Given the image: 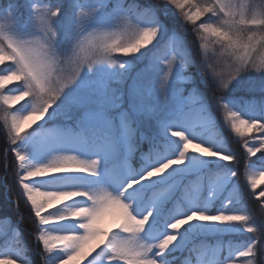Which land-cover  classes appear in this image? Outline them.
I'll list each match as a JSON object with an SVG mask.
<instances>
[{"label": "snow or ice", "instance_id": "6c2138e0", "mask_svg": "<svg viewBox=\"0 0 264 264\" xmlns=\"http://www.w3.org/2000/svg\"><path fill=\"white\" fill-rule=\"evenodd\" d=\"M67 2L70 9L67 13L66 0H41L39 4H32V18L25 28L18 25L11 11L0 18V118L7 128L6 135L0 131V159L4 162L0 168L5 186L15 196L21 230L30 234L34 245H39V264H71L78 258L86 264H94V261L99 264L98 258L104 264H169L165 253L176 244L181 229L193 222L244 227L255 240L236 253L228 264H253V258L260 254L258 245L264 239V232L253 226L254 217L244 207L233 210L232 200L216 214L193 210L172 220L168 234L150 244L142 237L146 226L152 222L154 208L149 207L138 215L129 194L138 185L184 165L187 155L195 153L243 170L239 177L237 171H232L231 176L241 182L246 179L250 186L248 195L264 208V187L257 191L264 172L248 175L250 158L264 153V121L242 118L224 103V93L241 74L251 71L264 74V0H149L146 6L141 0H98L91 11L83 8L75 11L77 5L72 0ZM29 3L30 0H25L24 6L28 7ZM161 9L174 10L179 16L185 32L191 36L192 56L181 57L173 52L166 60H160L165 69L157 85L160 97L165 104L168 102L169 83L177 65L187 69L193 58L198 59L205 82L211 77L213 99L231 136L235 134L238 147H233L231 153L214 151L189 138L183 130L167 126V134L182 141L177 156L164 160L141 176L130 175L126 183L115 189L103 185L51 189L34 186L32 181L51 176L100 178L103 161L116 150L121 139L127 141L129 151L137 141H146L153 150L158 147L156 126L162 118L158 105H137L130 101L125 108L123 92L116 93V102L112 103L113 82L103 79L97 83L101 74H94L85 84L77 85L83 73H94L100 66L124 72L127 64L113 54L136 57L152 47L167 32L157 19ZM101 12L115 14V22L111 26L96 24L95 18ZM129 13L149 18L151 25L134 23ZM172 35L175 37V33ZM185 79L193 86L187 95H183L184 89H181V99L193 104L199 94L191 76L186 75ZM13 82L18 83L6 90L5 86ZM69 90L71 94L65 100L63 113L73 125L69 136L75 141L74 148L85 154L64 151L54 154L46 163L28 165L27 156L17 147L29 132L25 131V124L31 121L28 127L33 129V124L36 126L44 120ZM259 91L264 92V84L259 86ZM259 103L264 104V100ZM13 105L17 107L13 109ZM20 106L29 110L16 111ZM190 145H194L192 152ZM90 149L95 155H91ZM240 149L243 151L239 156L234 154ZM107 175L105 172V177ZM111 205H119L126 211L105 213ZM23 210L30 213L31 224L24 223ZM109 215L115 223L105 227V217ZM69 223L74 224V228L64 232L52 229V226ZM9 224L10 221L0 217V225ZM16 235L19 236L20 231ZM0 264L20 262L5 257L0 259ZM183 264L190 262L185 260Z\"/></svg>", "mask_w": 264, "mask_h": 264}, {"label": "rangeland", "instance_id": "374dc122", "mask_svg": "<svg viewBox=\"0 0 264 264\" xmlns=\"http://www.w3.org/2000/svg\"><path fill=\"white\" fill-rule=\"evenodd\" d=\"M245 2H248V0H245ZM33 3L39 4L41 3V0H33ZM97 3L98 0L91 4H80V8H83L86 11H91L97 6ZM12 4L15 5L14 8L10 6ZM68 10H70L69 4L65 3V12L67 13ZM9 11L13 13V16L18 21V25L21 28H25L30 24L32 11L24 10V8L15 3V1L7 2V4H5L4 7L0 10V18H2L3 15H5ZM129 16L134 23H139L141 26H144L130 13ZM115 19V14L106 15L105 12H101L97 14L95 23L103 26H111L112 23L115 22ZM63 25H65V22L61 19V30L63 28ZM162 25L164 29H167V32L162 34L161 38L152 46L150 52H147L144 57L134 66H130V64L128 62H125L122 57L120 58L118 54H113L114 58L120 60L121 62H125L127 64V68L130 67L129 75L127 76L125 83L122 86L125 94L123 97L125 103L124 107L127 108L130 101H134L137 105H158L161 110L162 117L160 123L157 125L158 127L161 126L162 128H164V125L166 128L167 126H175L186 132L189 138H191L192 140L202 143L205 146L211 147L214 151H226L231 153L233 147H238V144L236 143L235 134H233L234 137L231 136L216 103H214L215 114L213 111H209L210 113L205 114L204 110L199 109L198 106H190L186 101H183L181 99V92L175 84L176 80L182 76L183 69L180 68L179 65H177L175 73L170 79L168 89V102L165 104L160 97L157 85L159 82V78L165 69L164 67H158V65H155V58L161 51H158V46L161 47V44L165 40H167V38L171 37L172 40H174L175 44L177 43V45H175L174 47L173 52L177 56H180V52L178 49L180 38L178 37V35H176L178 30H176L174 26L171 27L165 22H163ZM173 33H175V37H173ZM118 73L119 70H110L107 68V66H100L94 70V73H83L82 79L77 87H79L80 84H85L87 79L94 74H101L96 80V82L99 83L103 79H110L112 81V79L116 77ZM133 90H135V95H133ZM70 94L71 90H69V93H67L65 97H62L60 102H58V105L61 106L62 109L65 100ZM114 99L115 95L114 93H111L110 100L112 103H114ZM224 103L228 104L230 107L231 105L233 106L234 101L224 98ZM119 111L120 110H117L116 112ZM72 127L73 126L69 124H59L49 125L41 131H30L26 134V137L19 142L17 147L24 154L29 155V153L33 152L31 165L46 163L54 154L64 151L75 150L77 151V154L84 155V152H82L78 148H74L75 141H73L69 136V132ZM36 134L42 136L41 142L38 145L36 144V139L38 138ZM117 135H119V124H117ZM171 139L175 138L171 137ZM157 143L160 142H158L157 140ZM138 146V142H136L131 151H129L127 141L121 139L116 150L111 152L103 161L100 178L61 175L34 180L32 181V183L34 186H38L42 189H51L57 187L95 188L101 185L105 187L111 186L113 189H115L122 183H126L127 179L130 178V175L141 176L147 170L157 166L164 160L175 158L179 151H181L182 149L175 148L174 150L171 147L162 145L164 149L159 150L160 147L158 145V147L153 150L151 145V152L148 153V150L146 151L148 155L145 160L146 162H148L149 160L151 162L145 163L142 166H137L136 161L131 160V158H129L128 156V153L131 154V152L138 148ZM193 150L194 145H190L189 151L192 152ZM89 151L91 152V155H95V153L92 152L91 149ZM124 151H126L127 153L125 154ZM234 154L239 156L241 154V149L239 152ZM150 157H154V159L151 160ZM203 159L200 158V155L198 154L189 153L184 165L180 167H174L163 176L153 178L151 181H147L141 185H138L136 189L131 191V193L129 194V200L135 202V211L138 215H142L143 212L146 211L149 207L154 208L152 222L148 226H146L147 231L145 230V233L142 237L145 242L150 244L155 243L164 235L168 234V225H166L165 227H157L155 222L158 218L163 219L169 211L172 214V217H169L170 222L168 224H170L172 220L179 218L182 215H187L193 210H201L206 211L208 214H216L217 212L224 210L225 203L228 200L234 201V198L236 197V188L240 187V183L239 179L237 178H233L231 181V172L236 171L237 166L215 158ZM205 160L213 161L214 163V166L210 167L209 169L212 188L209 189V194L203 193L202 195H198V193H201L204 190V186L202 185V183H200L203 174L197 180L192 181V188L194 190H189V185H184V181L186 175L199 172V167L203 166ZM2 170L3 169L0 168V185L6 188V191L3 195V197H5V200L1 197L0 192V212L3 209H7V212H5L4 215L5 217H8L7 220L11 221L13 216L8 209L12 207L15 217H17V225L13 228V234L15 235V237L19 238V244H17L16 247L11 248L12 257L13 259L19 261L20 264H29V262H31V264H39L40 258L37 255L39 245H34V241L32 243V250L30 252L27 251L28 254H35L34 260H32L31 256L27 258L22 254V250L26 248L27 240L30 242H32V240L30 234L27 232H23L21 230V226L18 223L15 200L6 196V194H8V188L3 182ZM105 172L108 173L106 177ZM105 179L107 180V183H105ZM191 179L192 178H190L189 180ZM222 181L230 182V186L223 204L214 211L210 207V198L213 197L215 199L216 197L219 198L221 196L222 190L219 189L223 185V183L219 187L217 185ZM184 187L185 191L183 192ZM223 187L225 188L226 184H224ZM179 199H181V201H179ZM257 203L258 212L255 211L253 204H251L248 200L245 203L243 202L233 210H239L241 207H244L245 211L249 212L250 215L254 217L253 226H255L260 231V229H264V208L259 207V201H257ZM59 206L62 205H58V207ZM22 215L24 218V223L26 224L28 221L26 217V211H22ZM114 223L115 220L111 215L105 217V227H111ZM23 226L24 225H22V227ZM71 228H74V224L69 223L65 225L52 226L53 230L60 232H64ZM17 231H20L19 236L16 235ZM251 236L253 240L250 243H253V241L255 240V236L252 233ZM186 237L187 236L185 234V231L181 229L176 244L173 245L170 250H173L177 253L185 251L188 246ZM260 243L263 244L264 239H261ZM225 245L226 243L223 241H217L211 244H207L203 246L199 252L196 253L195 257L197 261L193 260L192 258H188L186 260H188L190 264H228V262L231 261L233 257L225 259L223 258ZM244 248L245 246H243V249ZM227 251L230 256L231 250L229 246L227 247ZM164 258L169 261L166 253ZM98 261L99 264H104V262L102 260H99V258ZM75 264H86V261L78 258ZM94 264H97V262L94 261Z\"/></svg>", "mask_w": 264, "mask_h": 264}, {"label": "trees", "instance_id": "16d2710c", "mask_svg": "<svg viewBox=\"0 0 264 264\" xmlns=\"http://www.w3.org/2000/svg\"><path fill=\"white\" fill-rule=\"evenodd\" d=\"M14 2L22 6L24 10L31 11V5L34 4L33 0H30L29 6L25 7V0H0V10L4 7L7 2ZM97 0H72V3L77 5L75 7V11H78L80 9V4H91ZM141 2L146 6L149 3V0H141ZM66 3L67 0H66ZM109 8H112V5L109 4ZM69 11V10H68ZM136 20L140 21L144 26H150L151 20L149 18L143 17L139 14H133L130 13ZM64 20V18H61ZM157 19L159 20L160 24L162 25L163 22L169 24V26L173 27L178 30L176 35L180 38V41L178 43L180 56L188 55L192 56V48H191V36L190 34L186 33L184 30V26L180 22V18L178 15L175 14L174 10L169 9H161L157 13ZM206 19V17H205ZM62 28V34L63 29ZM199 43V42H198ZM162 46H158V51L160 53L155 58V65L158 67H164L162 63H160V60H166L174 51L175 44L174 40L172 38H167L162 44ZM152 47L149 49H145L141 54H139L136 57H124L123 54H118V56L124 59L125 62H128L130 66H134L135 64L140 61L144 55L147 52H150ZM172 52V53H171ZM211 55V52L209 53ZM130 67H128L124 72L119 71V73L112 79V88L115 89L114 95L119 92H123L122 86L125 83V80L127 76L129 75ZM186 75H190L192 78V82H194V85L198 91L199 98L198 100L193 103L189 104L190 106H198L199 109L204 110L205 114L210 113L211 111L214 112V99H213V87L214 85L211 84V77L208 78L209 82H205V78L201 71V64L198 59L193 58L192 62L190 64V67L187 69L182 70V76L176 80L175 84L177 88L180 90L184 89L183 95H187L188 90H190L193 86V83L188 82L185 79ZM18 82H13L10 85H6L5 89L15 87ZM261 84H264V74L256 73L254 71L251 72H245L241 74L240 77L237 78L236 81H233L232 85H230L229 89L224 93V98L230 99L234 101L233 106L231 105L230 108L232 110L237 111L242 118L245 119H258L261 121H264V104L259 103L260 100H264V92L259 91V86ZM253 89H256L254 92ZM125 95V94H124ZM115 100V99H114ZM256 100L257 103H250L249 101ZM116 100L114 101V103ZM28 102H25V105H27ZM125 104V103H124ZM17 105H13V109H15ZM124 107V105H123ZM23 109V112L28 111L29 109L20 106L16 111H20ZM120 110L116 109L115 111ZM210 111V112H209ZM203 112V113H204ZM215 114V112H214ZM39 122V121H37ZM209 122V121H207ZM32 123L31 121L27 122L25 124V131H41L45 127L49 125H59V124H69L72 125V122L68 121L63 113V109L61 106L57 104V106L53 109L49 110L48 115L45 117L44 120H42L39 124L35 126L33 124V129L28 127V124ZM73 126V125H72ZM164 128L156 127L157 132V140L159 145V150L164 149L162 145L171 147L175 150V148H182V141L179 139H171V137L167 134L165 125ZM0 131H3V133L7 134V128L4 127L3 119L0 118ZM38 137L36 139V144H40L41 137L38 134H36ZM138 142V148L135 149L133 152L128 153L129 158H132L134 161H136L137 166H141L145 164L146 157L148 153L151 151V145L147 143L146 141H137ZM148 150V153L146 152ZM177 151V150H176ZM241 149V153H242ZM126 154L127 152L124 151ZM27 156L26 163L31 166V161L33 159V152L28 154H25ZM13 158L12 154L10 153V160ZM200 158H204L200 156ZM152 160V158L150 157ZM205 159V158H204ZM203 159V160H204ZM252 163L248 169V175H257L261 172H264V153H257L256 156L250 158ZM149 160L147 163H150ZM2 159H0V166L3 165ZM214 166L213 161H204L203 166L199 167V172H195L193 174L185 176L184 185H189V190H194L192 188V181L197 180L200 176L202 185L204 186V190L201 193H198V195H202L203 193L209 194V189L212 188V182L210 181V175H209V169L210 167ZM220 170V169H219ZM203 171V172H202ZM237 176L239 177L242 175L243 170H236ZM3 172V170H2ZM1 177V174H0ZM192 178L191 180H189ZM233 177L231 178L232 181ZM236 179V178H235ZM223 185L220 187L219 190H222L221 196L219 198H210V207L212 210H217L222 204L224 199L226 198L227 191L230 186V182H220L217 186L219 187L221 184ZM239 186L236 188V197L234 198V204H232L230 207L232 209L237 208L239 205H241L243 202L245 203L247 200L250 201L251 204H253V207L256 212H258V203L255 202L248 193L250 192V186L247 183V180L245 179L243 182L239 180ZM224 184H226V187L224 188ZM191 186V187H190ZM260 187H264V179H261L258 184L257 191H259ZM6 191V188L0 185V192L1 197L5 200V197H3L4 193ZM183 191H185V187L183 188ZM7 197L15 200V196L13 193H11L8 189V194H6ZM0 197V198H1ZM9 212L12 213L13 218L10 221L9 225H0V259H3L5 257H12V251L11 248H14L19 244L18 240L19 238L15 237L14 233V227L17 225V217L14 215V211L11 208L8 209ZM26 211V217H27V224H31V216L28 214L29 212ZM7 212V209H3L0 212V217H3L5 219H8V217H5L4 213ZM169 214V215H168ZM167 216H165L163 219L157 220L155 223L157 227L165 226L168 223V217H172V214L168 212ZM171 214V215H170ZM250 214V213H249ZM171 219V218H170ZM9 221V220H8ZM183 230L185 231L186 238L188 241V246L183 252H174L173 250H170L166 253L167 257L169 258V264H183V262L188 259L192 258L193 260L197 261L195 255L197 252L201 250V248L207 244H211L217 241H223L226 243L224 248V254L223 258H229L233 257L236 253H238L241 250L246 249L248 246H250L252 243H250L253 238L251 236V233H248L245 231L244 227L240 225H219V224H206V223H200V222H193L192 224L186 225ZM260 232H264V229H260ZM230 243V245H229ZM23 246V245H22ZM229 246L231 250V255L229 256V253L227 251V247ZM243 246L245 248L243 249ZM260 248V254H258L255 258H253V264H264V243H260L258 245ZM33 248L32 242L27 240L26 248L22 250V254L25 257H32V260H34L35 254L30 253ZM28 251V252H27ZM59 258V254H57ZM77 260H74L71 262V264H75Z\"/></svg>", "mask_w": 264, "mask_h": 264}, {"label": "clouds", "instance_id": "9594fccd", "mask_svg": "<svg viewBox=\"0 0 264 264\" xmlns=\"http://www.w3.org/2000/svg\"><path fill=\"white\" fill-rule=\"evenodd\" d=\"M2 22V21H0ZM110 211H121L124 212L126 210L122 209L119 205H111L108 209L105 210V213L110 212Z\"/></svg>", "mask_w": 264, "mask_h": 264}, {"label": "bare ground", "instance_id": "6f19581e", "mask_svg": "<svg viewBox=\"0 0 264 264\" xmlns=\"http://www.w3.org/2000/svg\"><path fill=\"white\" fill-rule=\"evenodd\" d=\"M147 229V228H146ZM147 231V230H146Z\"/></svg>", "mask_w": 264, "mask_h": 264}]
</instances>
